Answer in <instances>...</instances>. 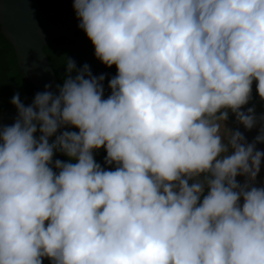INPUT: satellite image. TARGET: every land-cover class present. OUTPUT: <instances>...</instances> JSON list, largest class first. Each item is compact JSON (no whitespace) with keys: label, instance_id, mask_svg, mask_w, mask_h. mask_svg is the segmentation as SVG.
Returning <instances> with one entry per match:
<instances>
[{"label":"clouds","instance_id":"obj_1","mask_svg":"<svg viewBox=\"0 0 264 264\" xmlns=\"http://www.w3.org/2000/svg\"><path fill=\"white\" fill-rule=\"evenodd\" d=\"M73 8L117 74L104 98L105 75L67 58L55 93L45 85L27 107L13 95L15 122L0 126V264H264V114L241 111L253 81L264 101V0ZM229 111L260 125L251 143L225 127ZM101 148L114 170L96 162Z\"/></svg>","mask_w":264,"mask_h":264},{"label":"water","instance_id":"obj_2","mask_svg":"<svg viewBox=\"0 0 264 264\" xmlns=\"http://www.w3.org/2000/svg\"><path fill=\"white\" fill-rule=\"evenodd\" d=\"M80 21L73 0H0V31L11 44L17 65L37 89L57 91V81L44 47L53 39L75 38ZM34 99V98H33ZM32 100L24 103L27 107ZM14 106L0 110V126L15 122Z\"/></svg>","mask_w":264,"mask_h":264},{"label":"trees","instance_id":"obj_3","mask_svg":"<svg viewBox=\"0 0 264 264\" xmlns=\"http://www.w3.org/2000/svg\"><path fill=\"white\" fill-rule=\"evenodd\" d=\"M44 52L53 67L57 85H62L63 83L65 78V65L67 58H69L75 61L77 68L88 64L94 76L104 74V98H107L110 94V89L107 87L108 80L117 74L116 67L113 65L111 68H108L96 59L94 46L82 29L75 32L74 39H68L66 37L53 39L44 47ZM16 93H19L21 102L26 103L34 98L37 89L26 79L18 67L14 50L0 31V110L13 106L11 99ZM65 130L78 132L76 128H68ZM36 135L39 136V132ZM105 156L106 151L103 148L99 149V160L97 163L107 170H114V166L108 167L104 164ZM54 159L68 162V158L60 153H57ZM43 264H51V262L45 258Z\"/></svg>","mask_w":264,"mask_h":264},{"label":"rangeland","instance_id":"obj_4","mask_svg":"<svg viewBox=\"0 0 264 264\" xmlns=\"http://www.w3.org/2000/svg\"><path fill=\"white\" fill-rule=\"evenodd\" d=\"M252 98L250 99L249 103L242 106L241 111H247L248 108L255 107V113L259 117L261 114H264V101H262L257 93V90L255 94H253V87H252ZM225 127L230 129L231 131L239 130L243 135L245 136L247 142L251 143L254 138L259 134V128L260 125L257 127H254L252 130H246L242 124H238L236 121L235 114L229 111V117L227 121L225 122ZM223 126V123H221V134L224 137H227L228 131ZM257 150L264 151V143H258L256 145ZM94 158L96 162H98V150L94 151ZM242 177V176H241ZM240 176L237 178V181L240 183L244 182V177L241 178ZM254 186H264V159L261 160V168L260 172L256 178V182ZM242 203V201H241Z\"/></svg>","mask_w":264,"mask_h":264},{"label":"crops","instance_id":"obj_5","mask_svg":"<svg viewBox=\"0 0 264 264\" xmlns=\"http://www.w3.org/2000/svg\"><path fill=\"white\" fill-rule=\"evenodd\" d=\"M256 84H257V82L256 81H253V84H252V87H253V94H255V92H256ZM259 126V124H257V127ZM222 135V134H221ZM262 159H264V158H262ZM239 177V176H238ZM237 177V178H238ZM241 177V176H240ZM242 178V177H241Z\"/></svg>","mask_w":264,"mask_h":264}]
</instances>
